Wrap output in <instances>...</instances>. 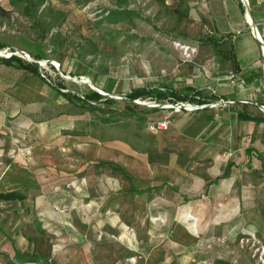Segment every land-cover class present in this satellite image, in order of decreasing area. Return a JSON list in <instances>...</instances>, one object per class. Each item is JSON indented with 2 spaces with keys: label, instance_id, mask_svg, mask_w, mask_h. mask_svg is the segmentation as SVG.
<instances>
[{
  "label": "rangeland",
  "instance_id": "obj_1",
  "mask_svg": "<svg viewBox=\"0 0 264 264\" xmlns=\"http://www.w3.org/2000/svg\"><path fill=\"white\" fill-rule=\"evenodd\" d=\"M0 4L6 10L0 14V41L6 44L0 55H30L40 42L58 52V60L39 61L52 82L80 94L98 89L118 100L110 108H84L49 92L35 77L0 65V111L6 115L0 139L11 146V162L23 156L24 166L39 168L34 193L43 188L49 203L23 214L34 250L50 259L25 261L12 253L6 264H264L263 171L253 158L245 167L243 147L252 125L232 114L247 110L244 99L221 98L212 87L202 93L213 100L197 106L138 98V109L160 108L143 121L118 116L105 123L97 113L119 115L131 87L172 84L182 91L181 78L212 61L219 64L213 51L201 55L205 44L198 39L205 34L194 31L193 22L183 25L177 9L152 0H43L28 12L22 2ZM244 5L261 12L264 0ZM177 43L194 52L187 55ZM72 60L100 79L71 75ZM245 85L234 81L229 89L239 97ZM262 103L254 104L261 113ZM161 120L166 128L156 127ZM100 161L123 167L137 187H154L130 192L129 181ZM227 161L230 176L204 189ZM43 237L48 243L37 241Z\"/></svg>",
  "mask_w": 264,
  "mask_h": 264
},
{
  "label": "crops",
  "instance_id": "obj_2",
  "mask_svg": "<svg viewBox=\"0 0 264 264\" xmlns=\"http://www.w3.org/2000/svg\"><path fill=\"white\" fill-rule=\"evenodd\" d=\"M152 1L158 7L163 5L165 7L171 6L172 11L177 9L180 15L176 16V20L180 19L183 25L189 24L191 21L193 22L194 31L198 29L199 32L205 34L198 39L199 42L205 44L200 48L202 56H208L213 51L212 55L214 57L221 58L219 64L212 61L207 65L208 68H199L197 74H192L189 78H181L180 80L184 84L194 85L201 91L202 88L213 87L221 98L230 99V97H234L235 100H241L242 98L248 103L246 109L250 110H245L247 113L262 115L254 104L264 102V62H262L260 42L253 33L252 28L256 27L258 32L264 34L262 28L264 15L260 14L259 10L256 11L253 5L245 6L244 0ZM246 1L248 2V0ZM209 38H216L218 41L213 43ZM234 81L246 84L244 95L239 93L240 96L237 97L233 92L234 90L229 89L230 83ZM1 113L0 111V129L3 126L4 119H6V115ZM240 122L248 126L252 125L248 132L249 145L245 147H252L259 152H264V122L254 123L248 120ZM6 144L7 141L0 139V192L18 191L24 195V198L22 200L0 199V252L7 254L6 257L0 253V264H6L7 259L10 255L12 256L14 250L36 252L41 258L39 261L44 258L50 259L34 250L33 238L30 236V224H28L29 218L27 213L23 214V211H32V208L41 210L49 206V203L45 201L43 188L37 194L34 193L35 185L39 183L42 172L39 168L31 171L30 168L24 166L22 163L27 162L23 156L21 157L22 161L17 157V160L11 162L5 153ZM246 156L245 167L250 168L251 161L254 167L263 168L264 170V160L257 159L254 151ZM251 158L255 162H252ZM262 176L264 177V171ZM9 205L15 207L3 209ZM250 208H255L253 203H251ZM10 211L11 214H6ZM35 217L38 216L33 215L31 219ZM31 224L35 225L34 222ZM37 241L41 244L48 243L45 237L39 238Z\"/></svg>",
  "mask_w": 264,
  "mask_h": 264
},
{
  "label": "trees",
  "instance_id": "obj_3",
  "mask_svg": "<svg viewBox=\"0 0 264 264\" xmlns=\"http://www.w3.org/2000/svg\"><path fill=\"white\" fill-rule=\"evenodd\" d=\"M9 4H14L17 2L24 3V9L25 11L33 10L36 6L42 4L43 0H7ZM252 2V0H250ZM5 8L0 4V14L5 13ZM122 13L126 14H136L135 11L124 9L122 10ZM260 14L264 15V9L260 12ZM254 16V14H253ZM264 28V24L263 27ZM213 43H216L218 40L216 38H209ZM6 44L2 41H0V48L5 47ZM34 52L32 54H28L30 59H26L25 57H22L15 53H10L9 55H0V65L7 68L8 73L9 72H15L20 73L24 72L32 77H35L49 92H53L54 95L57 97H60L61 99L69 102V103H76L79 106L87 107L92 106L96 107H107L110 108L114 106L117 103V99L108 96V94L101 93L100 91L96 89H89L86 92L80 94L76 91H71L69 89H66L65 86L62 84V82H58L57 84L52 82L51 79L42 73L41 67L39 65V61L41 59L49 60H58V52L48 46H45L41 44L40 42L33 45ZM70 70L69 73L71 75H79L83 74L90 78H93L95 81L97 79H100V73L93 72V70L88 67L86 64H83L79 62L78 60H72L70 62ZM7 75V74H6ZM7 84L13 82V78L8 76L7 77ZM112 82H108V86H112ZM183 90H177L174 85L172 84H163V85H138L131 87L123 96V100L127 102V104L124 105V107L120 110L119 115L113 116L110 114H107L105 112H97L101 120L105 123H108L114 119L115 117L122 116L127 118H132L138 121L145 120V113L151 112L157 113L160 111V108L156 106H151L146 109H138L137 104L134 102V100L138 98L143 97H150L152 99H155L157 101H160L162 104L164 101H173L175 103H181L182 101H191L196 106L197 105H203L207 104L210 101L213 100V98L208 97L206 94H203L202 91L198 88H196L192 84H183L182 86ZM103 104V105H100ZM183 109V108H182ZM233 117L238 121H253L254 123H260L264 122V113L262 115H251L247 113L244 109H237L233 110L232 112ZM206 120L210 119V116H205ZM157 122V121H156ZM4 141H7L6 139ZM7 147L5 148V153L8 155V158L10 160V156L8 152L11 150V146L9 142L7 141ZM251 151H254L257 159L264 160V152H259L258 150L252 148V147H245L244 153L246 155H249ZM11 161V160H10ZM102 164H107L108 166L118 170L125 179L129 181V187L127 188L128 191L133 192L135 194H141L145 191H149L154 186H143V187H137L133 184L134 178L132 175H130L123 167L119 165H113L110 161H100ZM94 165V164H93ZM232 165L231 161H227L223 168L221 173L215 175L212 179H209L205 185L204 189L208 188V186L213 183H217L219 180L229 177L230 175V167ZM262 171L263 168H262ZM24 198V195L21 194L18 191L10 190V191H4L0 192V199L2 200H22ZM4 256L7 257V254L5 252H0ZM14 255L17 259L23 258L25 261H39L41 258L36 252H20L18 250H14ZM44 261H47V258L43 259Z\"/></svg>",
  "mask_w": 264,
  "mask_h": 264
},
{
  "label": "built area",
  "instance_id": "obj_4",
  "mask_svg": "<svg viewBox=\"0 0 264 264\" xmlns=\"http://www.w3.org/2000/svg\"><path fill=\"white\" fill-rule=\"evenodd\" d=\"M252 31L255 34V36L258 39V41L260 42V50H261V54H262L263 62H264V41L261 39V37H260L261 35L259 34V32L256 29V27H253ZM263 32H264V30H263ZM183 46L186 47V48H184V50H186L187 55H189L190 53L194 52V47H190L189 45H183ZM9 54H10V52L6 53V54L3 53L2 55H6L7 56ZM19 55L22 56V57H25L26 59H30L29 55L26 52H23L22 54H19ZM226 101L229 102V103L232 102L231 100H226ZM260 110L262 111V113H264V103L260 104ZM155 123H156V127L159 128V129L166 128V126H167V121L166 120L157 121ZM260 256H261L262 261H264V254H261Z\"/></svg>",
  "mask_w": 264,
  "mask_h": 264
},
{
  "label": "bare ground",
  "instance_id": "obj_5",
  "mask_svg": "<svg viewBox=\"0 0 264 264\" xmlns=\"http://www.w3.org/2000/svg\"><path fill=\"white\" fill-rule=\"evenodd\" d=\"M178 45H179L180 49H181L184 53H187L186 50H184V48H186V47L183 46V45H187V43H186V44H181V43L178 44V43H177V46H178ZM189 57H190V56H189ZM186 211H187V210H186ZM195 225H196V224H195Z\"/></svg>",
  "mask_w": 264,
  "mask_h": 264
},
{
  "label": "water",
  "instance_id": "obj_6",
  "mask_svg": "<svg viewBox=\"0 0 264 264\" xmlns=\"http://www.w3.org/2000/svg\"><path fill=\"white\" fill-rule=\"evenodd\" d=\"M96 90H98V89H96ZM99 91V90H98Z\"/></svg>",
  "mask_w": 264,
  "mask_h": 264
}]
</instances>
